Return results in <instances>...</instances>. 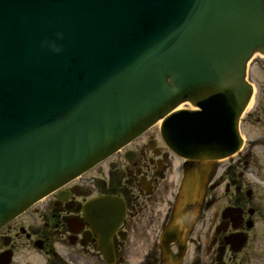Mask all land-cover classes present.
Here are the masks:
<instances>
[{
	"label": "flooded vegetation",
	"instance_id": "obj_1",
	"mask_svg": "<svg viewBox=\"0 0 264 264\" xmlns=\"http://www.w3.org/2000/svg\"><path fill=\"white\" fill-rule=\"evenodd\" d=\"M258 81L261 100L245 120L244 150L216 165L189 235L175 230L172 240L163 239L184 163L163 146L157 131L124 151L108 180L101 179L95 189L73 187L57 194L41 215L45 228L30 226L25 232L19 225L9 231L21 229L27 241L41 247V264H264L257 247V236L264 239V78ZM92 194L115 197L124 205L110 237L100 236L78 211ZM6 250L13 252L10 264H24L15 259L13 239L3 236L0 254Z\"/></svg>",
	"mask_w": 264,
	"mask_h": 264
},
{
	"label": "water",
	"instance_id": "obj_2",
	"mask_svg": "<svg viewBox=\"0 0 264 264\" xmlns=\"http://www.w3.org/2000/svg\"><path fill=\"white\" fill-rule=\"evenodd\" d=\"M164 46L179 63L170 64L166 71L155 111L128 124L123 122L126 118L118 115L109 121V131L70 129L73 132L69 146L77 144L62 146L58 159H51L42 148L38 150L41 143L35 147L30 136H19L13 143H7L5 152L0 149V227L119 150L186 101L203 109L186 129L191 135L196 133L193 142L181 143L177 128L182 117L177 113L168 117L172 120L171 130L164 126L163 135L172 149L185 152L183 155L191 159L192 169L180 209L183 215L188 213L187 208L190 215L195 212L214 162L236 152L240 145V118L253 95L246 78L248 63L256 53L264 55V0H193L184 20ZM212 119L220 120L222 128L211 124ZM203 125L200 137L197 131ZM228 130H232V135L221 137ZM39 135L42 139L47 131ZM19 158L23 165L17 162ZM96 222L100 224L99 219Z\"/></svg>",
	"mask_w": 264,
	"mask_h": 264
},
{
	"label": "rangeland",
	"instance_id": "obj_3",
	"mask_svg": "<svg viewBox=\"0 0 264 264\" xmlns=\"http://www.w3.org/2000/svg\"><path fill=\"white\" fill-rule=\"evenodd\" d=\"M264 65V58L261 56H257L254 60V63L251 65V78L252 79H259V78H264V70L260 69V66ZM261 84L260 82H258ZM263 101V100H262ZM116 160V161H115ZM115 161V162H114ZM116 165L117 164V156L111 157L105 162L101 163L98 167L94 168L87 174L83 175L80 179L76 180L73 182L72 185H78V186H84V187H91L93 181L100 179V178H105L108 179L109 172L115 170V165L113 166V163ZM122 162V160H121ZM70 185V186H72ZM51 198H48L44 202H40L36 204L32 209H30L27 213L22 215L21 217L17 218L14 222L11 223V225H20V224H29V223H34L38 221L40 223V215L43 213V210L46 209L48 206L49 202L51 201ZM9 230L7 227L3 230L0 231V236L2 234H8V237H11L13 239V242L17 245V250H18V262L19 263H24V264H38L36 260H39L40 257L38 255H34V250L30 246V244L26 243V240L18 235L17 232L19 230H14L13 232H8ZM264 232V230H263ZM20 234V233H19ZM257 247L259 248V255L263 254V259L259 260H264V239L262 236L258 235L257 236Z\"/></svg>",
	"mask_w": 264,
	"mask_h": 264
},
{
	"label": "bare ground",
	"instance_id": "obj_4",
	"mask_svg": "<svg viewBox=\"0 0 264 264\" xmlns=\"http://www.w3.org/2000/svg\"><path fill=\"white\" fill-rule=\"evenodd\" d=\"M182 106H180V108H181Z\"/></svg>",
	"mask_w": 264,
	"mask_h": 264
}]
</instances>
